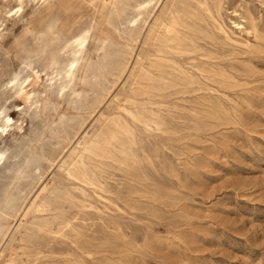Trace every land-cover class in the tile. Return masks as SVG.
I'll return each mask as SVG.
<instances>
[{
	"label": "rangeland",
	"instance_id": "rangeland-1",
	"mask_svg": "<svg viewBox=\"0 0 264 264\" xmlns=\"http://www.w3.org/2000/svg\"><path fill=\"white\" fill-rule=\"evenodd\" d=\"M16 1L0 0V264H35L26 256L28 236L42 217L31 206L69 185L75 152L130 95L152 50L150 32L173 0H25L23 6ZM215 5L214 33L218 23L242 40V46H221L220 40L217 45L240 69L234 86H202L167 102L191 110L195 96L212 95L226 106L229 119L169 142L167 154L183 188L162 172L151 173L158 189L172 191L174 200L145 202L144 210L129 217L135 264H264V0ZM84 33L73 90L60 91L49 67Z\"/></svg>",
	"mask_w": 264,
	"mask_h": 264
},
{
	"label": "bare ground",
	"instance_id": "bare-ground-1",
	"mask_svg": "<svg viewBox=\"0 0 264 264\" xmlns=\"http://www.w3.org/2000/svg\"><path fill=\"white\" fill-rule=\"evenodd\" d=\"M24 1L16 2L20 6ZM171 3L165 17L150 32L148 41L152 50L147 62L135 76L130 95L124 103L120 102L121 106L115 115L104 119L98 134L75 152L68 165L69 185L61 187L55 194L51 193L54 195L53 199L34 202L31 206L32 213L39 214L42 218L37 220L40 222L34 228L31 227L28 236L29 253L26 256L29 262L135 264L133 244L127 234L129 225L126 222L129 223V217L144 210L142 204L145 202L157 204L160 201L174 200L172 191L158 189L151 173L162 172L183 188L179 170L167 154L169 142L175 144L186 138L190 139L211 126L215 120L228 118L226 106L222 102L216 104L212 95L195 96L198 101L191 110L181 109L176 103L167 102L170 97L196 93L202 86L210 89L209 86L215 85L234 86L235 74L240 69L235 67L236 60L234 65L230 55L221 53L223 51L218 49V40L221 41V46H242V40H237L236 34L228 31L224 25L217 23V31L214 33L212 24L216 22L217 13L215 0H173ZM236 25L241 26L239 23ZM255 32L254 34L257 33ZM85 33L73 38L69 48L67 47L68 53L53 59L52 66L50 65L52 68L49 67L52 70V80H60V91L65 87L71 88L75 63L80 59L78 56L82 53L87 38ZM202 42L206 46L210 45L211 49L208 50ZM243 46L249 49L253 45ZM224 98L227 102L228 98ZM186 111L187 114H184ZM179 163L180 166L187 167V163L180 160ZM116 172L121 174L120 179ZM111 180L114 184L109 182ZM27 214L29 211L24 217ZM1 233L3 237V232Z\"/></svg>",
	"mask_w": 264,
	"mask_h": 264
}]
</instances>
